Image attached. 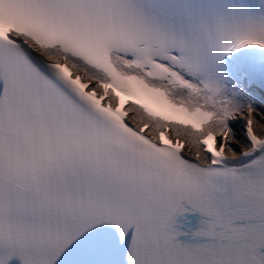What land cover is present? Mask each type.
<instances>
[{"label": "snow or ice", "instance_id": "6c2138e0", "mask_svg": "<svg viewBox=\"0 0 264 264\" xmlns=\"http://www.w3.org/2000/svg\"><path fill=\"white\" fill-rule=\"evenodd\" d=\"M0 264H264V0H0Z\"/></svg>", "mask_w": 264, "mask_h": 264}]
</instances>
